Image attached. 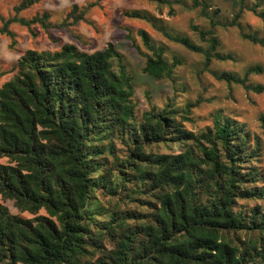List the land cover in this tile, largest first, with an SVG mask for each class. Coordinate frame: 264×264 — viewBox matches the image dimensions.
Instances as JSON below:
<instances>
[{
    "label": "trees",
    "instance_id": "16d2710c",
    "mask_svg": "<svg viewBox=\"0 0 264 264\" xmlns=\"http://www.w3.org/2000/svg\"><path fill=\"white\" fill-rule=\"evenodd\" d=\"M42 1L20 0L0 19V36L12 45L11 24L35 36L34 25L85 22L101 0L71 5L57 24L47 12L18 16ZM146 1L197 10L207 26L189 24L195 42L146 10L123 9L122 17L200 55L201 71L215 80L263 91L248 83L259 66L242 76L209 70L212 61L231 59L218 52L217 28H235L264 47L241 23L244 10L264 22L262 0H235L230 18L208 0ZM123 30L144 60L142 72L174 84L183 59L142 28ZM10 73L0 86V197L30 217L0 203V264H264L261 149L243 124L214 112L193 132L186 124L198 102L173 96L138 112L133 76L111 42L91 53L72 44L28 49Z\"/></svg>",
    "mask_w": 264,
    "mask_h": 264
},
{
    "label": "rangeland",
    "instance_id": "374dc122",
    "mask_svg": "<svg viewBox=\"0 0 264 264\" xmlns=\"http://www.w3.org/2000/svg\"><path fill=\"white\" fill-rule=\"evenodd\" d=\"M19 1L0 0V19L10 18L13 15V7ZM94 1L44 0L19 13L18 16L29 19L34 15L47 12L50 20L57 24L69 12L71 5L83 6ZM235 2V0H208L211 8L218 9L219 14L226 18L232 16L236 8ZM252 2L254 0H246L245 3L249 5ZM262 2L264 7V0ZM123 9L146 10L162 19L171 31L187 35L195 42L197 40L189 30V24L199 27L207 26V21L198 16L197 10L187 9L179 4H173L171 7L158 6L146 0H101L87 11L85 22L80 21L74 25L49 28L45 31L34 25L32 30L35 36L24 27L11 24L9 29L14 34L13 44L11 45L9 38L0 36V86L11 77V66L28 49L55 51L63 44H72L81 51L91 53L103 49L107 43L111 42L123 56L133 76L135 84L133 100L137 104L138 112L146 110L150 102L157 106L172 96L181 103L197 101V105L190 109L192 121L186 124V128L193 132L200 131L208 125L212 113H223L238 124H243L251 140L259 142L261 149L259 165L264 171V135L259 121L260 117H264V47L241 39L235 28L216 29L219 41L218 52L229 55L231 59L212 61L209 70L242 76L248 67L259 66L261 73L248 78L249 84L263 87V91L256 94L245 91L239 85L215 80L209 72L201 71L202 57L200 55L189 53L166 41L144 22L123 18L121 15ZM241 23L246 31L256 33L264 40L262 20L244 10ZM125 27L146 30L156 42L165 44L171 52L183 59V66L175 71L174 84L167 80H157L142 72L144 60L125 39L123 30ZM4 162V159L0 160V163ZM0 203L8 209L10 214L30 217L26 213L20 214L10 200H2L0 197Z\"/></svg>",
    "mask_w": 264,
    "mask_h": 264
}]
</instances>
